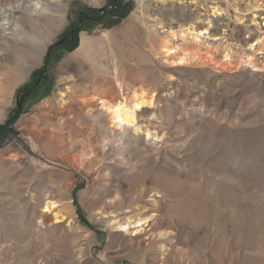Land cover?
Returning <instances> with one entry per match:
<instances>
[{
	"label": "rangeland",
	"instance_id": "rangeland-1",
	"mask_svg": "<svg viewBox=\"0 0 264 264\" xmlns=\"http://www.w3.org/2000/svg\"><path fill=\"white\" fill-rule=\"evenodd\" d=\"M16 16L11 32L0 23V264H264V0H68L32 25ZM104 33L80 57L81 37ZM115 68L126 93L157 100L160 142L126 134L106 158L98 109L120 98Z\"/></svg>",
	"mask_w": 264,
	"mask_h": 264
},
{
	"label": "bare ground",
	"instance_id": "bare-ground-1",
	"mask_svg": "<svg viewBox=\"0 0 264 264\" xmlns=\"http://www.w3.org/2000/svg\"><path fill=\"white\" fill-rule=\"evenodd\" d=\"M20 2L22 3V5H18L19 4L18 3L16 8L9 7L10 9H8L7 11L0 13V17H1L0 23L2 29L1 32L3 31L4 33L6 30H10L11 32V28H13L14 26L18 27L17 24L20 22L17 23L16 9H20V11H23L26 15L25 23L31 22L30 24L32 25V22L34 20L36 21L38 18L45 16L46 12L53 13L54 10L59 6L62 7L67 5L68 0H20ZM9 3L10 2H8V4ZM63 19H64V15L60 17V20ZM197 31L199 32L197 36H199L201 35L200 32L207 31V28L200 29ZM12 36L13 35H11L10 37ZM110 38L111 37L110 35H108V33H104L100 39L90 40L82 36L80 48L78 51L80 57L84 59H89L90 57L92 58V55L96 51L103 49L104 45L109 40L110 42L112 41V38L111 39ZM161 50H163V53L166 54L164 56L165 58L172 57L175 54V52H173V49H169L166 47V43H163ZM184 58H185L184 56L179 57L177 62L183 63ZM175 62L176 61H173V63ZM91 63L92 64L96 63V60H92ZM112 80L115 83V87L117 89L120 98L115 102L100 100L99 109H98L100 110L99 114L102 117L103 123L106 127L105 129H107L108 132V136L103 138L104 142L102 147L104 149V156L108 158L112 152H115V150H120V149L125 150L126 147H125L124 136L126 134H129L130 137L135 141L139 140L140 136H142L146 138V141L151 140L153 144L160 142L159 133L156 130H152L151 128H149L147 123V120L152 119L154 117V113L152 111L157 107V100L154 98V96L148 94L144 89H139V88H132L128 90L129 93H126L127 86L126 84L123 83L121 77L116 73V68L112 73ZM98 118L100 117H97V119ZM100 125L102 126V124ZM117 132H119L121 135L120 137L118 136L119 138L115 137V133ZM56 207L57 205L55 203L46 202L42 206V211L52 212ZM53 216L54 219L57 221L59 220L58 218H60L57 213H53ZM139 222L140 221L124 222L120 225V227H122V231L127 232L129 231L130 229L129 227L132 223L136 224ZM134 230L136 231V233L137 232L141 233V231H143L144 228H141V225L137 224Z\"/></svg>",
	"mask_w": 264,
	"mask_h": 264
}]
</instances>
